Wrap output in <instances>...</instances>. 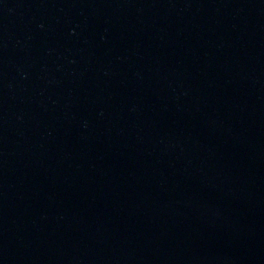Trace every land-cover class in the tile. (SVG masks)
<instances>
[{"label":"water","instance_id":"obj_1","mask_svg":"<svg viewBox=\"0 0 264 264\" xmlns=\"http://www.w3.org/2000/svg\"><path fill=\"white\" fill-rule=\"evenodd\" d=\"M0 264H264V0H0Z\"/></svg>","mask_w":264,"mask_h":264}]
</instances>
